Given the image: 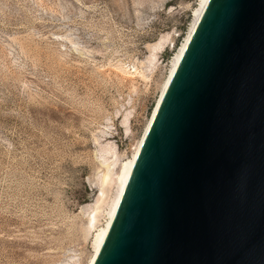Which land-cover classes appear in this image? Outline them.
Listing matches in <instances>:
<instances>
[{
	"label": "rangeland",
	"instance_id": "obj_1",
	"mask_svg": "<svg viewBox=\"0 0 264 264\" xmlns=\"http://www.w3.org/2000/svg\"><path fill=\"white\" fill-rule=\"evenodd\" d=\"M197 5L0 0V264L88 262Z\"/></svg>",
	"mask_w": 264,
	"mask_h": 264
},
{
	"label": "water",
	"instance_id": "obj_2",
	"mask_svg": "<svg viewBox=\"0 0 264 264\" xmlns=\"http://www.w3.org/2000/svg\"><path fill=\"white\" fill-rule=\"evenodd\" d=\"M93 264H264V0H208Z\"/></svg>",
	"mask_w": 264,
	"mask_h": 264
},
{
	"label": "bare ground",
	"instance_id": "obj_3",
	"mask_svg": "<svg viewBox=\"0 0 264 264\" xmlns=\"http://www.w3.org/2000/svg\"><path fill=\"white\" fill-rule=\"evenodd\" d=\"M207 1L208 0H199V5H197V9H194L193 10V21L189 27V30L184 38V41L181 45V47L178 49V51L176 52V54L174 55V57H172V60H171V63H170V69L167 73V77L165 79V81L163 82L162 84V87H161V92H160V95H159V98L157 99V102H156V106L154 107V110L152 112V115L150 116L149 120L147 121V125L145 126V129H144V132L140 138V140L138 141L137 143V146L136 148L134 149V152L132 153V155L124 160L122 163H121V166H120V172L118 173V175L116 176V181H115V191H114V194L109 202V205L107 206V209L105 210V214H106V221H105V224L103 226H101L100 228H98L95 232V236H94V239H93V243H92V248H93V252H92V255L90 256L88 262L86 264H93L94 260H95V257L96 255L98 254L99 252V249L102 245V243L104 242V239L107 235V232L109 230V227H110V224H111V221L114 217V214H115V211L117 209V206H118V203L120 201V198H121V195H122V192L124 190V187L127 183V180L130 176V173H131V170H132V167H133V164H134V161H135V158L138 154V151H139V148L141 146V143H142V140L146 134V131L149 127V124H150V121L157 109V106L170 82V79L177 67V64L178 62L180 61L181 57H182V54L186 48V45L188 43V40L191 36V33L196 25V22L198 21V19L200 18L202 12L204 11L206 5H207ZM159 44H153L152 46L154 47H157ZM150 60H152L151 56L149 58ZM109 154L113 155L112 153V149L111 150H108L107 151ZM108 165L106 164V167ZM107 177L105 176H102L101 180H100V184L101 183H107Z\"/></svg>",
	"mask_w": 264,
	"mask_h": 264
}]
</instances>
